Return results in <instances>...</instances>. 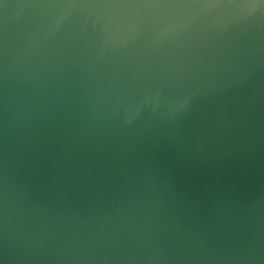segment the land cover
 I'll list each match as a JSON object with an SVG mask.
<instances>
[{
  "label": "water",
  "instance_id": "water-1",
  "mask_svg": "<svg viewBox=\"0 0 264 264\" xmlns=\"http://www.w3.org/2000/svg\"><path fill=\"white\" fill-rule=\"evenodd\" d=\"M0 264H264V0H0Z\"/></svg>",
  "mask_w": 264,
  "mask_h": 264
}]
</instances>
